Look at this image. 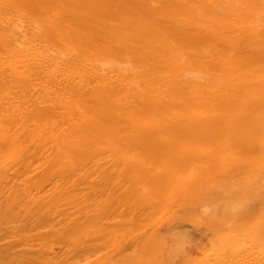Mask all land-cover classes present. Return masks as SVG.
Returning <instances> with one entry per match:
<instances>
[{
  "label": "bare ground",
  "instance_id": "bare-ground-1",
  "mask_svg": "<svg viewBox=\"0 0 264 264\" xmlns=\"http://www.w3.org/2000/svg\"><path fill=\"white\" fill-rule=\"evenodd\" d=\"M72 161L93 163L80 179L103 202L88 214L90 194L82 221L32 247L25 235L26 258L4 259L18 239L0 264L54 262L55 241L76 264H170L187 222L219 232L224 249L213 242L194 264H264V245L236 241L252 230L264 239L252 212L244 232L240 223L229 232L222 224L236 215L212 211L226 190L239 200L264 193V0H0V217L15 222L14 205L32 214L29 175L43 167L54 186ZM114 215L122 231L109 250L118 232L91 228Z\"/></svg>",
  "mask_w": 264,
  "mask_h": 264
},
{
  "label": "rangeland",
  "instance_id": "rangeland-1",
  "mask_svg": "<svg viewBox=\"0 0 264 264\" xmlns=\"http://www.w3.org/2000/svg\"><path fill=\"white\" fill-rule=\"evenodd\" d=\"M246 127H247V125L244 128H246ZM194 150L196 151V153H199L198 152V150H199L198 147H195ZM96 161L94 160V162H96ZM97 162L99 163V161H97ZM74 163H75V165H74ZM102 164H104V163H102ZM82 165H83V167H82ZM87 165L92 166L93 163L89 164V163H86V162L84 163L83 161L82 162H80V161H77V162L72 161L71 162V164L69 165L70 167H68V170L72 171V172L68 176V179H66V177H65V180H69V181H70V179L72 180L73 183L70 181V183H71L70 185H69L68 181L66 182L64 179H62L64 177H62V178L59 177V180H58V178H55L56 181L58 180L57 181L58 184L57 183H56L57 185L55 184L56 186L55 185L53 186V184H49V182H51V181L47 180L48 178L46 179V177L44 178V176H43L44 172H45L43 167L40 168L41 170H43V172H41L40 169H38L37 171L35 170L36 172L32 171L33 173L30 172L32 175H29L30 178H29V176L27 177V179L29 178L30 180H28L26 183L24 182V184H26V186L24 184L23 185H24L25 188L28 189V191L31 192V194H35L36 197H38V202H39V206L38 207L41 209V212L39 211L40 212L39 215H35L34 214V216L31 217L32 214L35 213L38 210L37 209L38 207L34 209L32 214H30L29 212H25L24 211V210L30 211L29 210L30 208L25 209L24 207H19V209L17 210L16 205H14V207L12 209V213H15L17 215V217H18V219L15 222L13 220L8 219L5 215L1 214V217H0V249H5V250L9 249L11 244H13L15 241H18V239H20V244H18L13 250L7 252L8 254L7 253L5 254L6 257L4 259H14L16 257H19L20 259L26 258V255H24L26 249H28V247L30 245H31L30 247H32V245L35 242V240H37V239L39 240L44 235H47L48 231L50 232V230H53V231L58 230V232L55 231V232H57L55 234H59V233H62L60 231H63V230L65 231L67 229V227L69 225H71L73 222L82 221L83 214L81 213V210H82L81 208L83 206H85L88 202L85 204V203H82L83 201L81 202V200L86 198L84 201H87V199H88L87 197L90 194H91V197H93V198H91V199H93V201L96 198V200L101 201V202H98V201L95 200L92 203V204H94V206L90 207V209L88 211V214H90V212L95 210V209L97 210L98 205L103 202L102 196L99 195V194H97V196H99L101 198H99L97 196H93V194L91 193V192H93V190H92L93 188L90 187L91 185H89V182L88 183L85 182L86 184H88L86 186L85 184L83 185V181L80 179L81 176L84 173H83V171L81 172L78 169L81 168V170H83V168L85 166H87ZM18 167H16L15 170L12 173H15V171L18 169ZM34 167H35V165L32 168H34ZM75 170H78V172H77V175L75 176V174H76L75 173L74 177H73V172H75ZM39 172H40L41 176H43V178H40V176H39L40 174H38ZM78 173H79L80 177L77 178ZM81 173H82V175H81ZM71 175H72V178L70 177ZM94 176L92 177L93 179L92 178L89 179L90 182L94 181V179H95ZM49 178L53 179V177H49ZM98 178H99V176L97 177V179ZM38 179H41V180L44 179V180L48 181V185L45 186V188L47 190V193L43 192L44 193L43 194L42 190H41V193L38 194L37 193L38 192L37 189L35 190V188H39V187H37V184H36L39 181ZM60 179H62V181H60ZM24 180H26V177H24ZM74 182L77 183V184H74ZM78 182L79 183L81 182L82 185L79 184ZM39 183H43V181H41ZM67 183H68V185H66ZM72 184H73V186H72ZM41 185H39V186H41ZM63 185H64L65 188H63ZM67 186L69 187L68 188L69 192L73 191L72 193H69L68 191H66ZM74 186H77L78 189H76V187H74ZM78 186H81V187H78ZM60 187H62L63 190ZM71 187L72 188L74 187L76 191H74V189H72ZM49 188H50V191L52 189V191H51L52 193L49 191ZM40 189H38V190H40ZM60 189H61V191H60ZM53 190H54V195H53ZM61 192H64L66 194V196H67V193H69L68 194L69 198L71 196L70 194L74 193L75 195L74 194L73 195L76 196V198L74 197V198H71V200H70V199H66L68 197L67 196L66 198L64 197L63 199H60L61 201L59 202V204L56 203L57 205H55V204L53 205V203H51L49 205V202H50V200H52V198H53V201H54L55 198H61L62 197V195L64 193L61 194ZM79 193L82 196H80ZM77 194H78L79 198H78ZM52 195H53V197H52ZM94 195H95V193H94ZM7 197H8V195H7ZM77 198H78V200L80 199V201H76ZM72 199L75 200V201H73ZM0 201L1 202L5 201L4 200V193L1 190H0ZM17 202H20V201L18 199H16L15 203H17ZM82 204H84V205H82ZM52 205L56 206V209ZM31 206L35 207L34 204L31 205ZM49 206L53 207L54 211H53V209L51 207H50L51 209L48 208ZM51 210H52V212H51ZM227 210L230 211L231 213H234L236 215V218L232 219L234 221L229 220L230 221L229 223L228 222H223L222 228H225L226 231H229V232H231V230L235 231L237 229V227H235L236 229H233L234 226H237L240 223L241 226H243V227H241L239 225L242 229L241 228H238V229H240V231L242 230V232H244V230L248 228L247 227L248 219H246L244 217V215L246 213H248V212H252V215H253L252 219H254V220H252V222H255V221L256 222H260L261 225H264V193H258V194H254L253 196H248V198H246V200H244V199L243 200H239L238 198L236 199V197L234 196L233 192L226 190L224 192V194H222V196L219 198L218 202H216L215 205H213L212 211H216V214L215 215L213 214L214 218L220 217L221 213L223 211H227ZM57 212L59 214L61 213V214H64V215L62 216L60 214V216H58ZM110 217H112V216H110ZM116 217L117 216L114 215L113 218H108L109 220H107V219L104 220L103 219L100 222V224H99L101 227L100 228L97 227L99 230L97 228H91V230H95L96 229L98 231L94 235L96 236L98 234V237H100V238L104 237L106 235V234L105 235H101V233H107L108 234V232H112L115 235V233H117L119 231V230L115 229V226H116L117 223L122 221L121 218H116ZM239 218H240V220H239ZM37 223L39 224L38 227H36L38 225ZM255 223L253 224L254 227H258L257 223L256 224ZM35 224H37V225L33 228V226ZM112 225H114V227ZM118 225H120V224H118ZM51 226H52V228H51ZM110 226L112 227V229L107 232V229H105V228H111ZM231 226H233V227H231ZM244 226H245V228H244ZM24 227L29 229V230H31V231L29 233L22 232V229ZM102 227H103V230H102ZM113 228H114V230H113ZM116 228H117V226H116ZM119 229H121V228H119ZM120 231H122V229ZM122 233H121V235L119 237V239L121 238L120 241H122V239H123ZM218 233L219 232H216V231H213V229H210L209 226L199 225V224H196V223H193V222H187V223H183L182 225H179V228L176 229L175 232H174V234L177 235L176 238H175V241L178 243L182 239H184L185 242L181 246V247H183L182 251H178L177 249H175V251H173V257L170 260V264H183V262H185V261H186L187 264L196 263V258H197L196 254L197 255L198 254H204V252L207 253L208 250L211 247H214V245H212V244L215 243L214 240H213L214 238H216L215 241L218 240L217 242H219V241L221 242V239L219 238L220 234H218ZM250 233H247V232L239 233L240 235H236V238H237L236 241H243L244 240L248 244H250V242L252 241V246H255V247H261V246L264 245V239H261L259 236H257L259 233L256 234V230H254V231L252 230V232H250ZM118 234H120V232H118L115 236H117ZM25 235H26L25 238H27V240L25 242L27 244H29V246L22 241V237H24ZM108 235L110 236L112 234H108ZM114 235H112V236H114ZM124 235H125V233H124ZM115 239H116L117 242L115 241L114 243H112L113 247L110 248L109 250L113 249L116 246V244L119 242L117 240L118 236ZM246 239H247V241H246ZM211 241H212V243H211ZM37 242H35L36 245H38ZM53 242L54 241L51 240V242H48V243L51 244ZM46 243H47V241H46ZM55 243L56 244L58 243L57 245L60 244V246H55L54 244L51 245L52 248L54 249L53 250V254L56 255L59 258L58 259L56 257V260H58L59 262L61 261L60 264H62V262L66 261L64 258H67L68 259L67 261L69 263L71 262L70 264H72V262L76 258V255H74L75 252L72 251L71 248H68L67 245L64 242H62V245H61V242H56L55 241ZM219 243H217V244H219ZM42 244H44V243H41L42 251L48 250L47 249L48 247L46 246L47 247L46 248L45 245L43 247ZM215 245H216V243H215ZM62 246L64 247V249H63ZM217 246L218 245H216L215 247H217ZM66 247L68 248L66 250L67 254L64 253ZM215 247H214L215 251H217L220 254L224 253V249H222V247H220V248H219V246L217 247V248H219V251L216 250ZM70 250H71V253H70ZM72 252L74 254H72ZM102 252L105 253V251H102ZM102 252H100V253H102ZM195 252H197V253L195 254ZM69 253L71 255H74L75 258L73 259L72 256L68 255ZM100 253H98L97 255H99ZM104 253H102V255H104ZM192 253H194L195 256ZM186 254H188V256H186ZM11 255H13V256L12 257H7V256H11ZM67 255H68V257H66ZM85 256H90V255L86 254ZM93 256H95V255H93ZM69 257H70V259H73V260H70ZM95 257H93L91 260H94ZM98 257H101V254L99 256H97L96 258H98ZM186 257L190 258L191 261H190V259L188 260V258L186 260ZM78 258H76V261H75L76 263L80 262V261L77 262ZM36 259L37 258L33 259V261L35 260V264H56V263L59 264L55 260V257H54V262H53V259L52 260L50 259L49 261H45L46 263H42L41 262L42 260H40V263H39V262H37ZM55 261H56V263H55ZM188 261H189V263H188ZM68 262H65L63 264H69ZM76 263L73 262V264H76ZM186 263H184V264H186Z\"/></svg>",
  "mask_w": 264,
  "mask_h": 264
}]
</instances>
